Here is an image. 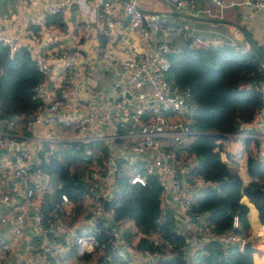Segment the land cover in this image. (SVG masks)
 <instances>
[{
  "label": "crops",
  "instance_id": "1",
  "mask_svg": "<svg viewBox=\"0 0 264 264\" xmlns=\"http://www.w3.org/2000/svg\"><path fill=\"white\" fill-rule=\"evenodd\" d=\"M53 1L55 0H0V20L4 29L15 34L19 46L27 48L37 61H43L55 68V73L53 72L47 81V89L52 95H59L61 89L62 74L58 72V68L66 63L71 64L74 70L72 82L68 86V95L63 98V107L58 113L70 119V125L59 123L58 114L50 113L45 106L39 105L34 109L44 116L52 117L50 127L53 135L45 129L43 123H35L30 127L29 137L31 139L26 147L35 154L27 162L32 168H35L42 159L48 158L51 150L56 147V145H51V139H56L55 143L68 142L67 137L76 132V119L93 108L99 107L111 97V86L115 78H121L123 81L128 79L130 72L121 70L115 61L101 60L103 52H109L119 58H139L144 57V51L148 50L150 51L148 66L150 69H154L157 64L154 48L159 42L166 41L173 51L178 52L184 47L185 39L192 38L190 34L212 42L233 41L242 47H248L249 44L241 31L234 25L237 24L247 28V34L264 55V9L256 11L249 20L243 21L239 16V11L249 10L248 6L233 5L218 8L209 0H195V6L189 8L187 12L204 19H189L173 14L171 10L178 9L168 0H139L143 9L158 12L164 19L163 30L153 34L149 40H144L140 38L138 31L129 32L127 29L128 20L123 6L128 0H109L111 2L109 12L101 8L93 9L90 3L85 0H70L59 13L48 16L42 28L29 25L30 20L40 16L45 7ZM108 19L113 21L112 27L107 25ZM84 22L90 24L87 36H84ZM60 50H64V59L60 57L62 54ZM164 79L169 87L168 80ZM146 92L147 83L144 78L139 82H133L129 86L128 92L111 105L110 110L113 116L111 122L105 119L103 111L99 113L96 126L103 131L102 139L85 142L89 147L88 153L91 152L93 146H101L95 153L94 167H99L103 159L102 148L112 155L113 162L108 183L101 182V185L97 187L98 189L99 187L101 189L108 188L111 195L116 189L114 171L118 166L119 159L127 161L132 166L136 161L141 162L144 158V156H135L129 150V145L144 133V123L131 122L123 115L122 111L123 109L132 110L145 98H149ZM192 120L193 117L188 114L187 128L191 126ZM243 127L245 129L254 128L255 133L252 136L257 140L245 143L239 132L227 134L224 139H220L219 154L221 160L237 170L242 183L246 184L252 179L247 172V158L249 155L259 159L264 158V135L260 133V127L255 126L253 121L243 123ZM25 129V117L12 127H9V124L6 127L0 125V131L4 132L23 133ZM159 139L165 156L176 161L177 165L186 166L187 170L194 166L192 160L195 157L180 150L182 142L184 144L188 137L177 132L160 135ZM36 140H43L44 150H35ZM14 151V148L0 147L1 264H84L87 258L78 255L75 239L80 229L93 225L94 219L90 211V204L96 198L99 190L91 188V192L86 194L83 199L85 209L78 213H75L73 209V202L68 204L61 202L64 215L57 221L60 242L61 244L71 242L73 245L67 255L49 252L47 251V247L50 245L49 238L40 235L35 225L33 211L24 208V200L17 194V184L11 176L14 166ZM148 156L151 157V154ZM261 171L264 176V165ZM164 180L165 189L161 205L174 210L178 223L179 205L172 198L168 177H164ZM48 186L55 188V183L47 175V179L37 187V192L42 195L50 192ZM203 186L204 181L198 176L192 177L190 181L183 178V192L191 200H195L201 194ZM4 194L9 196L8 200L2 199ZM236 194L240 202L248 206L249 229L243 237L246 241L249 240L253 247L252 264H264V225L259 221L257 209L242 193L241 188L237 190ZM21 206L25 210V215L20 232L16 233L15 229L18 224L15 218ZM103 207L107 214L108 224L112 227L116 237L120 236L118 230L122 228V225L134 229L131 220L125 219L119 225L111 217L109 205L106 207L104 204ZM139 237L140 234L137 233L132 237L131 242L135 244ZM155 237L158 236L155 234ZM185 251L187 253V249ZM87 253H90L89 258L95 259L101 255L100 250ZM140 257V249L130 247L126 252H121L117 259L109 264H135Z\"/></svg>",
  "mask_w": 264,
  "mask_h": 264
},
{
  "label": "trees",
  "instance_id": "2",
  "mask_svg": "<svg viewBox=\"0 0 264 264\" xmlns=\"http://www.w3.org/2000/svg\"><path fill=\"white\" fill-rule=\"evenodd\" d=\"M166 58L170 66L164 78L170 85L188 93L184 100L187 113L193 117L189 126L192 134L184 144L182 142L180 150L193 155L198 164L187 170L182 180L190 181L198 176L204 181L202 192L192 200L188 214L193 219L204 216L215 233L232 231L244 236L249 229L248 206L240 202L236 192L241 188L264 225V176L261 171L264 158L248 156L247 172L252 179L243 184L237 170L221 160L220 139L240 130L255 133L254 128L240 129L239 126L251 122L263 106L256 85L264 79V67L251 47L241 52L229 45H197L190 37L185 39L181 51L172 50ZM46 77L27 48L19 46L10 54L0 43L1 126L6 127L14 116H25L43 105L37 87ZM259 130L264 135V125ZM243 140L247 143L257 139L243 136ZM53 145L56 147L48 158L39 163V168L55 183L53 191L43 194L41 212L46 221L62 219V193L74 203L73 209L78 213L85 209L83 199L91 188L101 190L97 188L101 181L93 176L95 153L101 146H93L88 153L89 147L81 141ZM101 152L105 155L107 151L102 148ZM137 173L143 176V183L133 181ZM164 181V177L156 173L145 172L139 161L131 166L119 159L114 171L116 189L108 205L111 217L119 225L125 219L134 224V229L122 225L121 236L128 247L168 254L157 259L160 264H252L251 252L239 250L235 244L224 248L218 241L206 242L196 258L188 256L185 251L187 242L176 222L174 210L161 205ZM93 219V225L80 229L77 235L94 230L98 242L95 250H100L101 259L109 264L121 253V246L112 248L113 234H107L102 224L105 217L93 216ZM235 220L237 227H233ZM137 233L140 237L133 244L132 237ZM89 255L80 256L88 259Z\"/></svg>",
  "mask_w": 264,
  "mask_h": 264
},
{
  "label": "built area",
  "instance_id": "3",
  "mask_svg": "<svg viewBox=\"0 0 264 264\" xmlns=\"http://www.w3.org/2000/svg\"><path fill=\"white\" fill-rule=\"evenodd\" d=\"M70 0H55L45 7L44 11L38 16L30 20L29 25H36L40 28L46 23L48 16L59 13L63 6ZM90 3L93 9L105 10L109 12V0H85ZM174 4L178 10L186 9L195 6V0H168ZM214 6L222 8L224 6H248L249 10H240L239 16L243 21L249 20L253 14L264 9V0H238V1H225V0H209ZM123 11L128 20L127 29L129 32L138 31L140 38L149 40L153 34L160 32L164 28V19L158 12L149 11L143 9L139 0H128L124 3ZM107 25L112 27L113 21L107 20ZM84 36L90 31V24L84 22L83 25ZM193 41L197 45H211V46H223L229 45L235 49H239L241 52H246L248 47H242L238 43L233 41L227 42H212L204 40L199 36L190 34ZM17 36L4 29L0 20V43L8 48L10 54L15 52L19 44L17 42ZM74 38V37H73ZM62 49V48H61ZM173 49L166 41L159 42L154 48L157 56V64L154 69L149 68L150 51H144V57L139 58H119L116 55H112L109 52H103L101 54V60H113L115 61L121 70L130 72L126 81L121 78H115L111 86V97L106 99L99 107L82 114L76 119V132L72 136H68L67 140L87 142L89 140L102 139L103 131L96 126V120L99 113L102 111L105 114V119L111 122L113 119L112 112L110 110L111 105L117 102L119 98L123 97L128 92L129 86L134 82H139L142 78L147 83V96L142 102H140L134 109H123V115L131 120V122L139 124L144 123V133L139 136L132 144L129 145V150L135 156H144L141 160V167L145 172L156 173L161 177H168L171 185V195L174 201L179 205L178 209V223L181 227L184 237L186 239L187 255L193 258L201 251V248L206 242L218 241L222 244V247L226 248L229 244H235L239 250L243 249V245L246 239L235 232L225 231L222 233H215L211 230L210 226L204 216L196 217L193 219L189 216L188 210L190 208L192 200L185 195L182 186L183 174L187 172L186 166L177 165L176 161L165 156L162 151V144L159 139L160 135L167 133H181L183 136H190L192 131L187 128L186 122L188 119L187 105L185 97L187 92H182L178 87L169 85L167 87L164 79V73L168 70L170 63L166 58V54ZM60 57L64 59V50ZM264 58V55H263ZM40 69L47 76L45 80L39 83L37 87V94L43 102L46 110L50 113L58 114L63 107V98L68 95V86L72 82L73 68L71 64H62L58 68V72L62 74L61 77V89L59 95H52L47 89L48 78L51 77L55 68L51 65L38 61ZM264 67V64H262ZM55 73V72H54ZM256 88L259 91L263 106L255 113L252 121L255 126L261 127L264 125V79H262ZM25 117L26 129L23 133H13L0 131V147L14 148V166L12 167L11 176L17 184V194L24 200V208H28L33 211L35 216V225L40 233L44 237H48L50 245L47 247V251L52 253H61L67 255L71 248L72 243L66 242L61 244L60 234L58 230L57 221H46L41 212V203L43 201V195L37 192V187L43 180L47 179V174L40 168L39 164L35 168L30 167L28 160L30 161L33 154L27 147L28 141L31 139L30 127L35 123H43L45 129L53 135L50 127L51 116H44L41 112L31 111L27 115H16L9 121V127L15 126L16 123ZM57 120L63 125H70L71 120L63 115H57ZM251 121V122H252ZM240 129H244L243 124H240ZM242 136H252V134L246 131L240 130ZM51 145H53L56 139H51ZM43 140L35 141V150H44ZM151 154V157L148 156ZM113 159L110 152H106L101 160L99 167H94L93 176L100 180L102 183L107 184L109 180L111 165ZM192 164L195 166L198 164V160L195 158L192 160ZM101 165V166H100ZM32 168V171H29ZM140 181L143 183V176L136 174L133 177V181ZM112 195L108 188H102L98 193V198H94L90 204V211L92 216L105 217L103 225L105 226V232L107 234H113L112 248L121 246L122 253L126 252L130 247L125 244V240L121 236L122 228H119L120 236L114 235L112 227L108 224L107 214H105L104 202L108 201ZM60 198L64 204H68L71 201L65 193L60 195ZM3 200H8L9 196L4 194ZM25 210L21 208L16 216L17 227L16 233L20 232L21 224L24 219ZM238 223L235 220L233 227H237ZM76 250L78 255H83L87 252L95 250V246L98 244L96 234L94 230H87L84 233L78 234L75 239ZM141 257L138 258L135 264H160L157 259L159 257L164 258L168 254L159 253L158 251H150L149 249H140ZM243 251V250H242ZM98 258H88L84 264H105L100 255ZM100 257V258H99ZM1 264V262H0Z\"/></svg>",
  "mask_w": 264,
  "mask_h": 264
},
{
  "label": "water",
  "instance_id": "4",
  "mask_svg": "<svg viewBox=\"0 0 264 264\" xmlns=\"http://www.w3.org/2000/svg\"><path fill=\"white\" fill-rule=\"evenodd\" d=\"M171 12L175 15L184 17V18H189V19H204L200 16L194 15V14H190L189 12H187L186 9L183 10H174L172 9ZM242 33L244 39L246 40V42L249 44V46L256 52V54L258 55L260 61L262 64H264V58L263 55L261 54V52L259 51V49L257 48L256 44L251 40V38L249 37V35L247 34V28L242 27L240 25L234 24ZM29 171H32V168H29ZM209 187V185H208ZM104 204L106 205V207H108V201H105ZM243 251L245 252H252L253 251V247L251 246V242L248 240L245 242V244L243 245Z\"/></svg>",
  "mask_w": 264,
  "mask_h": 264
},
{
  "label": "rangeland",
  "instance_id": "5",
  "mask_svg": "<svg viewBox=\"0 0 264 264\" xmlns=\"http://www.w3.org/2000/svg\"><path fill=\"white\" fill-rule=\"evenodd\" d=\"M48 187H49L50 192L54 190V188L52 186L51 187L48 186Z\"/></svg>",
  "mask_w": 264,
  "mask_h": 264
}]
</instances>
